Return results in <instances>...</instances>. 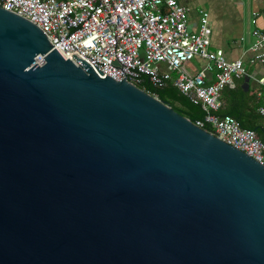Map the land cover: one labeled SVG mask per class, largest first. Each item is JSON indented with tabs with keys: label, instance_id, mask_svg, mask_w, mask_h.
I'll list each match as a JSON object with an SVG mask.
<instances>
[{
	"label": "water",
	"instance_id": "95a60500",
	"mask_svg": "<svg viewBox=\"0 0 264 264\" xmlns=\"http://www.w3.org/2000/svg\"><path fill=\"white\" fill-rule=\"evenodd\" d=\"M0 264H264V166L0 8Z\"/></svg>",
	"mask_w": 264,
	"mask_h": 264
},
{
	"label": "built area",
	"instance_id": "2783aa9c",
	"mask_svg": "<svg viewBox=\"0 0 264 264\" xmlns=\"http://www.w3.org/2000/svg\"><path fill=\"white\" fill-rule=\"evenodd\" d=\"M0 8L30 22L51 47L85 61L106 78H125L138 88L147 82L158 89L172 81L204 112L203 120L194 122L197 127H209L206 131L217 139L264 166V142L256 133L242 129L231 116L215 114L222 107V91L233 78L247 74L241 60L210 50L205 10L198 11V25L191 31L189 9L177 0H0ZM252 35L255 55L249 62H264V31ZM195 58L207 65L194 73L186 65Z\"/></svg>",
	"mask_w": 264,
	"mask_h": 264
},
{
	"label": "crops",
	"instance_id": "0c3cea01",
	"mask_svg": "<svg viewBox=\"0 0 264 264\" xmlns=\"http://www.w3.org/2000/svg\"><path fill=\"white\" fill-rule=\"evenodd\" d=\"M189 9L188 29L194 31L198 25V11L203 9L208 13L211 26L210 50H221L227 60H241L244 63L246 76L233 78L232 85L226 89L233 90L226 94L228 102L221 95L222 108L239 106L243 110L245 123L253 126L257 137L264 142V62L250 63L255 52L253 31H264V0H177ZM197 66L196 72L207 63L200 59L193 60ZM162 69H165L162 67ZM172 78L176 73L171 74ZM213 78H207L211 82ZM223 93V91H222ZM220 109V110H221ZM263 111V112H261Z\"/></svg>",
	"mask_w": 264,
	"mask_h": 264
},
{
	"label": "trees",
	"instance_id": "16d2710c",
	"mask_svg": "<svg viewBox=\"0 0 264 264\" xmlns=\"http://www.w3.org/2000/svg\"><path fill=\"white\" fill-rule=\"evenodd\" d=\"M148 94L158 98L160 101H163L166 105L171 107L174 111L182 115L183 117L189 119L191 122H196L199 120H203L204 112L202 111L199 105H194L191 103L186 97L181 95L178 90L173 86L172 81H168L167 85L163 89H158L153 87L150 83H144L143 86L140 87ZM232 93L235 95L233 90L224 89L222 93L223 99H226L228 102V96L225 95ZM243 109L239 106H225L215 114L218 116H231L233 117L239 126L242 129H248L254 131V127L245 123L243 119ZM209 127L205 128L209 131Z\"/></svg>",
	"mask_w": 264,
	"mask_h": 264
},
{
	"label": "rangeland",
	"instance_id": "374dc122",
	"mask_svg": "<svg viewBox=\"0 0 264 264\" xmlns=\"http://www.w3.org/2000/svg\"><path fill=\"white\" fill-rule=\"evenodd\" d=\"M190 68L192 69V71H195L196 68H197V66L195 65V63H194L193 61L189 62V63L186 65V69H188L189 71H191ZM192 71H191V72H192Z\"/></svg>",
	"mask_w": 264,
	"mask_h": 264
}]
</instances>
